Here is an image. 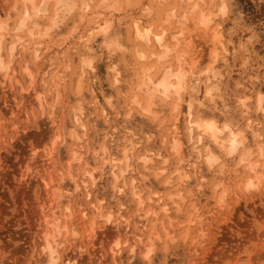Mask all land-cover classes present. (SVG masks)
<instances>
[{
	"label": "clouds",
	"instance_id": "obj_1",
	"mask_svg": "<svg viewBox=\"0 0 264 264\" xmlns=\"http://www.w3.org/2000/svg\"><path fill=\"white\" fill-rule=\"evenodd\" d=\"M251 4L0 0V264H264Z\"/></svg>",
	"mask_w": 264,
	"mask_h": 264
},
{
	"label": "rangeland",
	"instance_id": "obj_2",
	"mask_svg": "<svg viewBox=\"0 0 264 264\" xmlns=\"http://www.w3.org/2000/svg\"><path fill=\"white\" fill-rule=\"evenodd\" d=\"M239 6H240L241 10L245 13L244 23L246 26H251V25L256 24L257 21L261 18L262 13L254 10V6L251 4V0H240ZM226 27H227V25H226ZM249 34L250 33H238L237 35L233 36V38H232L233 44L238 47L239 44L241 43V40L242 39L246 40L247 36ZM255 47H256V50L259 51L261 46H260V44H257ZM208 49L210 50V48L207 47V45H205L204 46L205 57H204V60L202 61L205 69L208 67V62L211 61L210 56H209L210 51ZM229 50H231V48ZM100 71L101 72L104 71L103 66L100 67ZM230 75H231V79L228 80L227 82H228L230 87H233L234 82L236 80L240 79V72L238 70V65H237V68L235 70H233ZM245 79H246V77H245ZM257 91H260V89H258ZM248 95H251V93H249ZM244 98H247V97H241V99H244ZM0 198L7 200L9 204H11V202H12V198L7 191L0 193ZM17 203H19V201H17ZM242 211H244L243 206H241L239 209H237V214H239ZM5 214L9 215V216L12 215L10 212H7V210H5ZM16 219H17V217H13V219L9 221V224L14 226Z\"/></svg>",
	"mask_w": 264,
	"mask_h": 264
},
{
	"label": "snow or ice",
	"instance_id": "obj_3",
	"mask_svg": "<svg viewBox=\"0 0 264 264\" xmlns=\"http://www.w3.org/2000/svg\"><path fill=\"white\" fill-rule=\"evenodd\" d=\"M131 6V5H130ZM206 22V21H205ZM136 34H137V37L138 38H140V39H143L145 36H150L151 35V33H150V31L149 30H145L144 31V33L142 34L141 32H140V29H139V26H137V30H136ZM156 40L158 41V42H161L162 43V40H163V38L161 37V36H157L156 37ZM110 47H113V46H115V47H119L120 45H119V42L118 41H114L111 45H109ZM164 51H166V50H164ZM161 59H163L164 58V56L163 55H161V57H160ZM141 59H143V56H141ZM90 63V62H89ZM209 67H211V66H209ZM177 78H179V74H177ZM163 86V84H161V85H158V87H162ZM262 100H264V97H262L261 98ZM242 103H243V101H242ZM209 128H211L213 131H216V128H215V125L214 124H209V125H207Z\"/></svg>",
	"mask_w": 264,
	"mask_h": 264
},
{
	"label": "bare ground",
	"instance_id": "obj_4",
	"mask_svg": "<svg viewBox=\"0 0 264 264\" xmlns=\"http://www.w3.org/2000/svg\"><path fill=\"white\" fill-rule=\"evenodd\" d=\"M208 47V46H207ZM209 50V49H208ZM210 51V60H211V56H212V51H211V49L209 50ZM205 52V51H204ZM208 55V54H207ZM205 70H207V68L205 69ZM245 99H247V98H244V99H242V100H245ZM256 103L258 104L259 103V99H258V96H257V98H256Z\"/></svg>",
	"mask_w": 264,
	"mask_h": 264
}]
</instances>
